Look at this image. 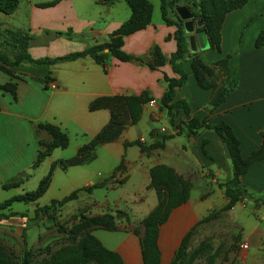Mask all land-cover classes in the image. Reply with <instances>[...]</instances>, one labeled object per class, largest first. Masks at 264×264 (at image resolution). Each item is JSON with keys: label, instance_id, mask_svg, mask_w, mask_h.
Instances as JSON below:
<instances>
[{"label": "crops", "instance_id": "crops-1", "mask_svg": "<svg viewBox=\"0 0 264 264\" xmlns=\"http://www.w3.org/2000/svg\"><path fill=\"white\" fill-rule=\"evenodd\" d=\"M44 1L49 0H18L11 12L0 11V27L19 29L31 35L27 51L34 58L53 57L101 43L129 15V7L124 0H54L50 5L37 4ZM148 1L151 4L149 22L124 34L121 48L127 53L143 55L152 62L151 48L155 46L160 61L154 63L153 68L144 61H125L113 56L100 64L90 56L82 55L50 64L24 61L12 68V77L0 70V84L15 82L14 95L0 88V183L22 173V181L17 185L27 181L35 186L52 161L74 154L77 147L109 118V110L105 107L88 109L93 98L143 95L145 100L141 102L136 122L124 126L115 139L95 146L91 159L65 169L54 166L45 191L36 200L46 194L58 171L65 174L64 181L56 184L59 194L50 199L111 176L121 179V191L112 198L113 205L129 209L131 204L136 212L146 213L156 204L154 191L147 186L149 167L158 163L169 166L187 182L188 196L172 207L165 221L158 226V264H167L181 236L206 210L212 205L220 207L227 202L223 182L230 175V161L225 144L212 128L201 127L194 134L187 133L182 124L180 128L175 126L185 119L181 108L172 109L176 115L169 120L165 108L160 106L159 98L166 88L163 74L177 76L167 59L175 49L174 25L161 19L159 0ZM198 29L193 20V31ZM260 30H264V0H245L240 7L224 14L219 28V50L208 46L199 48L197 43L194 50L189 49L187 36L190 32L183 30L186 50L179 64L186 77L181 85L175 87L173 96V99L186 101L191 116H206L207 122L211 123L222 119L230 124L239 139L242 156L259 145L260 132L264 131V48L254 44ZM233 50H236V85L210 110L216 95L215 88L197 85L191 72L192 56L211 64L222 60ZM224 77L225 70L222 83ZM50 81H53V87ZM157 121L160 124L156 130L166 125L169 129L166 128L165 132L171 134L163 140L162 146L141 150L137 144L123 145L124 141L140 137L143 143L153 140L159 134L153 131ZM39 123L53 124L65 130L67 142L63 147H53L34 164L38 140L47 141L51 137ZM202 139L207 140L203 145L206 154L201 149ZM120 159L121 166L114 169ZM239 184L251 195L252 191L256 192L257 197L245 196L246 202H250L249 207L238 206L237 200L225 209L226 214L240 220L238 228L244 235L239 238V243L247 244L244 258L248 264H264V223L259 218L250 219L253 218L251 213L264 204V196L260 198L264 195V159L252 162L239 175ZM109 185L107 181L103 184L105 188ZM257 201L259 205L254 206ZM220 226L224 227L223 224ZM96 236L104 244L105 236ZM105 245L116 250L126 264H132L131 255H124L115 246ZM250 247L254 251H250Z\"/></svg>", "mask_w": 264, "mask_h": 264}, {"label": "trees", "instance_id": "trees-1", "mask_svg": "<svg viewBox=\"0 0 264 264\" xmlns=\"http://www.w3.org/2000/svg\"><path fill=\"white\" fill-rule=\"evenodd\" d=\"M107 1L110 2L112 0ZM124 1L129 7V15L108 34L105 41L92 44L83 50L67 52L53 57H32L27 51L28 40L31 36L29 33L6 26L1 27L2 33L4 34L3 41L15 47L16 50L12 57L0 51V70L12 77V68L24 61L36 64H50L66 59H73L82 55H88L96 63L100 64H104L108 57L113 56L119 60L125 61H144L149 67H155L154 63L160 61L158 58L159 53L155 46L151 48L153 63L147 61L143 55L127 53L121 48L122 36L124 34L142 28L149 22L151 4L148 0ZM17 2L18 0H0V11L4 13L11 12L16 7ZM53 2L54 0H49L37 4L44 6L50 5ZM244 2L245 0H159L161 19L166 24L174 25L172 37L175 41V49L169 54L167 59L173 71L177 73L176 77H168L163 74V78L166 80V88L159 98L160 106L165 108L168 115L171 114L172 109L181 108L185 115V119L177 122L175 125L176 127L182 124L187 129V133L192 134L195 133L197 128L210 127L225 144L230 161V175L223 182L224 194L227 196L228 200L221 206V209L229 208L244 196H252L239 184V175L244 173L252 162L264 159V131L260 132L261 140L259 145L248 155L242 156L240 153L239 139L230 124L222 119L211 123L207 122L206 116L201 118L191 116L189 114V106L184 99H173L175 87L181 85L186 77V72L179 64V59L186 50L185 34L182 27V19L177 15L174 7L178 4H184L192 13V20L200 19L201 25L199 28L203 29L206 34L208 47L219 50V28L224 14L231 9L240 7ZM254 44L264 48V30H260L257 33ZM235 53L236 50H233L222 60L211 64H205L196 56H192L191 72L197 85L201 88H215L216 95L215 99L211 102L210 110L218 105L224 99L228 91L236 85L238 75ZM213 65H220L222 67V72L225 70L224 81L221 85H216V83L208 79V76L211 74L209 72V67L211 68ZM0 88L14 95L15 82H4L0 84ZM143 100H145V97L140 94L105 95L97 96L90 100L88 109L105 107L109 110L107 122L85 143L79 145L74 154L52 161L49 168L39 178L34 188L0 200V219L11 215H25L22 211L11 209L4 211V209L8 208L12 201H29L39 197L45 191L49 183L51 171L54 166L65 169L69 165L78 164L91 159L94 156L95 146L115 139L124 126L136 122L140 115L141 102H143ZM39 126L45 128L51 137L47 141L38 140V147L33 161L34 164H37L53 147H63L67 142V134L65 130L60 127L49 123H39ZM170 135V133L164 131L156 135L153 140L148 143H143L136 138L124 141L123 145L137 144L141 150H147L156 146H162L163 140ZM206 142V139H202L201 141V149L205 154L206 151L203 145ZM121 164L122 160L120 159L114 169L119 168ZM148 174L149 181L147 185L154 190L156 204L143 218L144 234L140 239V252L142 264H158L160 257L157 245L158 226L165 221L172 207L180 204L187 198L188 184L186 181L182 180L171 167L161 163L150 166ZM105 181L106 179L104 178L74 188L63 196L52 198L48 203L36 207L34 213L39 211H51L56 206L74 198L79 190L90 191L93 187L103 185ZM118 181L120 182L121 179ZM16 184L17 181H14L13 178L5 179L0 183L3 188ZM262 202L264 203V199ZM210 215V213H207L201 216L199 220L206 219ZM96 221L103 224L105 223L109 228H113L112 220L106 221L102 216H93L86 219L83 223H76L72 226L70 231L73 233L76 228ZM191 230L192 227L181 236L167 264H210L209 261L204 263L192 262L191 256L193 255H186L188 238ZM86 259H93L96 264H125L117 251L104 247L99 240L90 233H84L77 242L69 243L52 250L35 264H67L70 262H83ZM0 264H30L29 252H27L26 249L23 250L20 260L15 262L13 258L5 254L0 248Z\"/></svg>", "mask_w": 264, "mask_h": 264}, {"label": "rangeland", "instance_id": "rangeland-1", "mask_svg": "<svg viewBox=\"0 0 264 264\" xmlns=\"http://www.w3.org/2000/svg\"><path fill=\"white\" fill-rule=\"evenodd\" d=\"M3 35L0 27V51L12 57L16 49L3 41ZM209 69L211 74L208 79L216 85H221L222 67L213 65ZM175 115V110H172L169 120L174 118ZM159 124L157 121L156 128L153 131H158V133L166 131V128H168L166 125L162 126L164 130H156L159 128ZM21 175L22 173L19 177L13 178L14 181H17V184L22 181ZM63 175H65L63 172H56L53 184L42 198L29 201H12L9 207L4 209V211L8 209L23 211L26 214L20 217L12 215L0 220V248L3 252L13 258L15 262H18L22 251L26 249L29 252V263L35 264L52 250L77 242L84 233H90L104 247L108 248L105 244L112 245L117 247L124 255H131L132 264H142L140 239L144 234L143 218L149 210L146 213H139L135 211L131 204H129L131 207L129 209L113 205L112 198L121 191L119 179H113L109 176L106 178L107 183L110 184L107 188L100 185L93 187L90 191L83 190L78 196L76 195L74 198L65 201L51 211L34 213L33 208L48 203L50 197L59 194L56 184L64 181ZM17 184L7 188L0 186V200L34 188L27 181L23 185ZM255 193L252 191L254 198L257 197ZM263 196H260V198ZM248 203L250 202H246V200L244 202L238 200V206L240 207H249ZM253 205L258 206L259 202H254ZM242 210L246 211L245 209ZM207 213L211 215L206 219L198 220L193 225L186 255H193L191 261L198 263L209 261L210 264H248V261L244 258L247 247L242 248L239 246L241 241L239 238L244 235V232L239 231L238 228L240 220L237 217L233 218L227 215L226 210L221 209V206L212 205L206 210L205 214ZM251 214L253 217L250 218L251 220L259 218L258 220L264 223V204L260 206L259 210L255 209ZM93 216H102L106 221L112 220L113 228L96 221L84 224L71 233L70 229L73 225L83 223ZM227 220L229 221L227 222ZM222 224L225 228L220 226ZM96 235L101 238L105 236L104 244ZM249 250L254 251V248L250 247ZM67 264L96 263L93 259H86L83 262H70Z\"/></svg>", "mask_w": 264, "mask_h": 264}, {"label": "water", "instance_id": "water-1", "mask_svg": "<svg viewBox=\"0 0 264 264\" xmlns=\"http://www.w3.org/2000/svg\"><path fill=\"white\" fill-rule=\"evenodd\" d=\"M177 15L182 19V27L185 32H190L187 36L189 49L194 50L196 43L199 48L208 46L206 34L203 29L193 31L192 13L184 4H178L175 7ZM195 25L200 26L201 20L195 19Z\"/></svg>", "mask_w": 264, "mask_h": 264}, {"label": "built area", "instance_id": "built-area-1", "mask_svg": "<svg viewBox=\"0 0 264 264\" xmlns=\"http://www.w3.org/2000/svg\"><path fill=\"white\" fill-rule=\"evenodd\" d=\"M49 84H50V86H52V87L54 86L53 81H50ZM160 130H164V127H160ZM139 140H140V141H143V138L140 137ZM240 201L244 202V201H245V196L242 197V198L240 199ZM239 246L242 247V248H246V247H247V244H246V242H241V243H239Z\"/></svg>", "mask_w": 264, "mask_h": 264}]
</instances>
